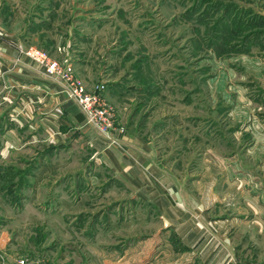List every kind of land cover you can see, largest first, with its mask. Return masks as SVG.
<instances>
[{
  "label": "rangeland",
  "instance_id": "374dc122",
  "mask_svg": "<svg viewBox=\"0 0 264 264\" xmlns=\"http://www.w3.org/2000/svg\"><path fill=\"white\" fill-rule=\"evenodd\" d=\"M83 21L103 25L96 44L117 62L121 82L112 103L104 95L109 60L100 64L99 55V79L89 88L69 62L72 78L89 93L104 86L100 95L111 108L110 129L88 123L78 109L85 126L122 149L133 126L183 184H197L200 202H218L211 220L235 219L224 237L238 257L263 263L264 0H0V25H11L9 44L23 56L14 60V52L4 57L0 50V264H201L170 227L160 228L156 206L89 160L91 150L54 94H65L67 84L31 63L32 48L55 59L51 35L64 36ZM141 60L157 72L142 82L148 99L129 85L132 75L142 77ZM48 115L61 121L64 139L45 126ZM137 214L138 223L122 227Z\"/></svg>",
  "mask_w": 264,
  "mask_h": 264
},
{
  "label": "crops",
  "instance_id": "0c3cea01",
  "mask_svg": "<svg viewBox=\"0 0 264 264\" xmlns=\"http://www.w3.org/2000/svg\"><path fill=\"white\" fill-rule=\"evenodd\" d=\"M6 24L7 25H0V30H2L3 34L5 33V35L1 34V37L5 38L0 40V50L2 49L3 51L2 56L7 57V52H14V60L18 59V57L20 59L23 56L19 55L16 49H12L9 44L11 41L10 37H12L13 34L11 35L9 32V27L11 25L9 26L8 22ZM102 28L103 25L99 22L85 23L83 21L82 25H70L66 27L64 36H59L56 39V37H54L56 34L51 35V38H54V49L50 53L53 58L62 63L71 62L77 70L76 72L78 75L88 80V88L92 87L93 82L99 79V77L97 79V76L100 75V70L97 67L98 65H96V60H99V55L103 56L100 64H106L107 60H109L107 66L108 68L112 66V73H110L111 71L108 72V76L106 77L110 82H113L109 84L108 81L107 85L109 86V90L106 94L104 93V95L107 100L117 104L119 97H121V93L118 91L121 82H115L116 78L113 73L116 69L114 66L117 62L114 60L111 62L113 59L112 56L104 57L105 53L100 54V50H103V47L96 44V42H100V30ZM22 30H24V28L18 27L17 33L21 35ZM13 31H15V29ZM88 31L93 34L91 39L88 38ZM34 38L36 39L37 35H35ZM26 44L27 43L24 45L28 46ZM72 46H75L76 50L72 48ZM77 47L83 48V51L81 52V50H78V52ZM97 48L98 50L95 52ZM92 55V59H89ZM70 58H72L73 61H70ZM150 62V60L138 61L137 63L141 66L140 71L142 77L136 79V77L131 74L132 76L130 75L131 79L129 80V85L137 90V94L145 96L144 99H148V96L151 94H147V89L144 87L145 85L142 84L143 80L146 79V81H148L152 79L151 81H153V79L157 78V72L155 68H151ZM31 63H34L36 66L35 70L41 73L40 69L43 70L42 67L35 62L31 61ZM108 68L107 71L109 70ZM35 80L37 81L35 83L36 85H40L42 82V78H37ZM88 84L90 86H88ZM57 90L61 93L59 88H57ZM160 90L161 89H159V91ZM171 90H173V88H171ZM60 93L55 91L54 94H57L56 100L61 103L59 104L62 109L61 114L63 118H66L70 123L75 125L77 131L74 132L78 134V139L81 138L84 141L83 146L86 145V147L91 150L89 160L94 162L95 159L100 162L112 177L126 186L131 195L139 196L156 206L161 211L160 219L162 221V226L160 228H171L180 246L187 250L183 252L196 255L201 261V264H264V262L260 263L259 260L257 262L251 259L247 256V253L242 257H238L236 254V247H234L228 238L224 237L225 228L229 224H233L235 219L232 217V219L211 220L208 211L210 214V208H212L214 204L216 206L218 202H200L198 199L201 200L202 198L196 195V191L198 190H194V187L198 189L197 184L194 183L191 189H189L185 183L183 184V182L175 176V173L170 168H167L168 165L164 162L162 163V161L158 159V150L149 140H146L143 134L139 133L131 126V132L122 137L123 141L126 143L125 149L110 144L106 139L96 135L85 126L82 115L74 102L65 97L63 91L62 95ZM130 94L132 95V93ZM52 115L55 117L57 114L52 113ZM57 116L59 117V115ZM131 118L133 119L132 116ZM50 119L49 115L44 119V123H46L45 126L50 129L53 128V130H55L54 132L60 134L56 137L57 139L61 137L64 139L65 134L60 133V129H58L61 121L57 124L55 118L53 120ZM250 135H253L252 139L255 146L258 143V134L253 133ZM77 137H75L74 140ZM170 194L176 196V202H171L169 198ZM260 217L263 218V221L260 222L264 223V215H260ZM260 217L255 216V218H259V220ZM140 218L139 214H137L135 219L123 223L122 227H126L127 223H134L135 220L136 223H138ZM146 221L147 220H145V222ZM261 229L262 227L260 231Z\"/></svg>",
  "mask_w": 264,
  "mask_h": 264
},
{
  "label": "built area",
  "instance_id": "2783aa9c",
  "mask_svg": "<svg viewBox=\"0 0 264 264\" xmlns=\"http://www.w3.org/2000/svg\"><path fill=\"white\" fill-rule=\"evenodd\" d=\"M27 54L43 67L48 74L67 84H64L65 94L86 115L88 123L100 124L101 129L113 127L111 108L106 105L100 95L103 92V85L95 86L96 90L91 94L80 81L72 78V66L69 62L62 63L49 58L45 52L37 48L30 49ZM116 130L118 133L123 132V128H116Z\"/></svg>",
  "mask_w": 264,
  "mask_h": 264
},
{
  "label": "trees",
  "instance_id": "16d2710c",
  "mask_svg": "<svg viewBox=\"0 0 264 264\" xmlns=\"http://www.w3.org/2000/svg\"><path fill=\"white\" fill-rule=\"evenodd\" d=\"M208 5V4H207ZM210 5V4H209ZM209 5L207 6V7H205L204 5H202V10H204L205 12H207L208 10H210V7H209ZM212 7V6H211ZM233 16H234V14H233ZM233 19V18H232ZM212 20V19H211ZM223 20H226V16L223 18ZM231 20H227V21H225V22H230ZM224 22V23H225ZM232 22H234V19L232 20ZM245 23H248V20L245 22ZM260 23V22H259ZM261 25V27L264 25L263 23L262 24H260ZM229 29H230V31L229 32H231V31H233V28L232 27H229ZM259 29V28H258ZM228 33V31H226V34ZM234 36H235V34H234ZM234 39V38H233ZM233 47V46H232ZM242 51H243V49H241ZM241 50H236V51H241Z\"/></svg>",
  "mask_w": 264,
  "mask_h": 264
}]
</instances>
